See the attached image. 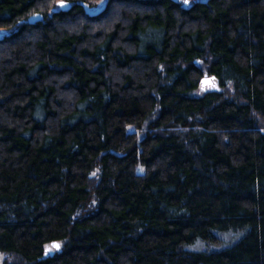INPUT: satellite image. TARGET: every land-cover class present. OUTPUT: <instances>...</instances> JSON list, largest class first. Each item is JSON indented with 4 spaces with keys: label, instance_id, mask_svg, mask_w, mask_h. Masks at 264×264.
<instances>
[{
    "label": "trees",
    "instance_id": "16d2710c",
    "mask_svg": "<svg viewBox=\"0 0 264 264\" xmlns=\"http://www.w3.org/2000/svg\"><path fill=\"white\" fill-rule=\"evenodd\" d=\"M0 264H264V0H0Z\"/></svg>",
    "mask_w": 264,
    "mask_h": 264
},
{
    "label": "rangeland",
    "instance_id": "374dc122",
    "mask_svg": "<svg viewBox=\"0 0 264 264\" xmlns=\"http://www.w3.org/2000/svg\"><path fill=\"white\" fill-rule=\"evenodd\" d=\"M219 84L216 77H210V78H204L197 90L193 91L194 95L202 94L209 90H218ZM219 235L222 238V244L221 245H211L209 243H206L204 241L198 240L194 245L197 247V249H219L223 246L229 245L240 238L241 233L240 232H234V231H226L221 232ZM191 245L188 246L190 248Z\"/></svg>",
    "mask_w": 264,
    "mask_h": 264
},
{
    "label": "water",
    "instance_id": "95a60500",
    "mask_svg": "<svg viewBox=\"0 0 264 264\" xmlns=\"http://www.w3.org/2000/svg\"><path fill=\"white\" fill-rule=\"evenodd\" d=\"M66 3H67V2L60 1V2H59V5H60V7H61L62 9H65V5H66ZM81 4L85 6V8H86V10L88 11L89 14L94 15V14L97 13V11L90 10V9H89V6H88L87 4H85L83 1L81 2ZM40 16H41V15L38 14V13H35V14L31 15V16L29 17V20H28L29 23H34L35 21L39 20Z\"/></svg>",
    "mask_w": 264,
    "mask_h": 264
},
{
    "label": "flooded vegetation",
    "instance_id": "af4514ba",
    "mask_svg": "<svg viewBox=\"0 0 264 264\" xmlns=\"http://www.w3.org/2000/svg\"><path fill=\"white\" fill-rule=\"evenodd\" d=\"M69 5H70V4L67 2L66 5H65V9H64V10H66L67 8H69ZM59 7H60V6H59ZM84 7H85V6H84ZM89 9H91V8H89ZM85 10H86V8H85ZM92 10H97V8L94 6V7H92ZM43 17H44V16L41 15L40 18H39V20H41Z\"/></svg>",
    "mask_w": 264,
    "mask_h": 264
},
{
    "label": "snow or ice",
    "instance_id": "6c2138e0",
    "mask_svg": "<svg viewBox=\"0 0 264 264\" xmlns=\"http://www.w3.org/2000/svg\"><path fill=\"white\" fill-rule=\"evenodd\" d=\"M53 247H59V245H54Z\"/></svg>",
    "mask_w": 264,
    "mask_h": 264
}]
</instances>
